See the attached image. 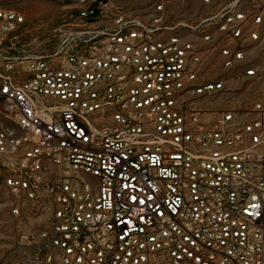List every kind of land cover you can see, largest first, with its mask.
<instances>
[{"label":"built area","instance_id":"obj_1","mask_svg":"<svg viewBox=\"0 0 264 264\" xmlns=\"http://www.w3.org/2000/svg\"><path fill=\"white\" fill-rule=\"evenodd\" d=\"M26 1L0 0V166L46 223L22 264H264L263 0Z\"/></svg>","mask_w":264,"mask_h":264},{"label":"rangeland","instance_id":"obj_2","mask_svg":"<svg viewBox=\"0 0 264 264\" xmlns=\"http://www.w3.org/2000/svg\"><path fill=\"white\" fill-rule=\"evenodd\" d=\"M150 0H114L116 6L130 8H142L148 5ZM248 2V3H247ZM251 0H246V6H252ZM20 9L24 11L29 20L41 18L55 23L62 16L60 3L51 0H27ZM215 5L204 8L202 0H172L168 5L166 14L167 24L183 21L194 24L199 19L209 15ZM206 27L191 29L181 27L179 31L184 38L197 39L201 31ZM218 65L210 55L203 63V71L206 79L216 80L220 76L216 74ZM226 76V75H224ZM229 81H233L229 77ZM8 173L0 166V264H22L26 254L32 253L34 244L21 239L22 235L34 233L45 226V216L35 214L34 205L23 195H16L4 184V177ZM14 205L20 207L19 214L12 213Z\"/></svg>","mask_w":264,"mask_h":264},{"label":"crops","instance_id":"obj_3","mask_svg":"<svg viewBox=\"0 0 264 264\" xmlns=\"http://www.w3.org/2000/svg\"><path fill=\"white\" fill-rule=\"evenodd\" d=\"M247 3H248V2H247ZM203 4L205 5L204 8L209 9V8H208V6H209L208 4H205V3H203ZM263 13H264V0H263Z\"/></svg>","mask_w":264,"mask_h":264},{"label":"water","instance_id":"obj_4","mask_svg":"<svg viewBox=\"0 0 264 264\" xmlns=\"http://www.w3.org/2000/svg\"><path fill=\"white\" fill-rule=\"evenodd\" d=\"M104 1V0H103Z\"/></svg>","mask_w":264,"mask_h":264}]
</instances>
